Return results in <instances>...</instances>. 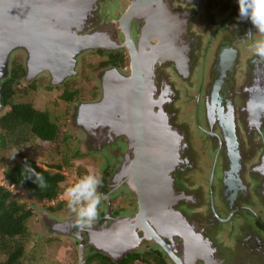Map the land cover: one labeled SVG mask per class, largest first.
Here are the masks:
<instances>
[{
  "label": "flooded vegetation",
  "instance_id": "flooded-vegetation-1",
  "mask_svg": "<svg viewBox=\"0 0 264 264\" xmlns=\"http://www.w3.org/2000/svg\"><path fill=\"white\" fill-rule=\"evenodd\" d=\"M89 1L88 12L92 17L86 32L90 34L103 31L104 39L102 41L100 39L101 42L96 41L100 46L96 49L76 47L84 50L77 58L73 76L68 75L57 85H54L49 72L41 73L36 78L30 77L29 53L24 49L15 51L10 60L9 77L14 64L22 65L25 69V76L20 80V84L18 83L17 89L31 92V97L36 95L39 89L47 94L62 92L54 102L49 101L53 108L58 107L60 98L65 101L63 94L73 87L75 84L73 82L79 79L83 81L87 74L92 77L88 85L89 90L95 94L93 98L80 99L79 103L77 98L65 101L68 113L65 112V116H59L52 107L46 108L45 111L49 112L52 121L59 127L62 117L68 119L67 122L70 123L68 130L77 129L81 133L76 137L80 138L78 139L80 142H86L85 146L89 149L91 158L97 163L99 161L107 163V169L103 173V175L109 173L106 186L103 182L104 177H101V185L98 188L102 194L99 216L89 228L78 225L74 213H71L70 217L58 218L46 211L45 213L49 214L48 219L40 222L46 241L44 245L48 248L55 240L63 239L66 246L68 240L70 245L73 244L71 248L73 260H70L69 264H80L81 246L87 264H173L170 255L154 240L149 239L144 225L136 224L137 221L134 219L139 213V201L125 185L130 183L128 172H123L120 176L123 164L127 158L129 159L128 153L134 147V139L130 135H125L120 127L116 129L113 125L121 132L114 133L111 124H102L103 119L96 115L94 109L88 107L82 111L86 104L94 105L103 98V89L115 81L114 76H129L132 73L131 53L126 34L123 29L112 27V24L119 22L135 0H97L96 7H93L94 0ZM165 3L169 9V16H172L170 4ZM112 4L118 8L111 10ZM176 7L177 11L181 12L180 18L183 21L191 14L196 16V20L202 18L200 20L202 25L206 18L212 21L208 22L206 27L208 24L214 26L213 34H210V40L207 41L203 53L206 58L199 65V74L202 78L206 77L205 71L210 65L208 81L200 83L197 94L190 95L187 91V94L182 96L181 105L187 108L184 104L186 99L192 104L197 102L195 113L199 119L201 104L203 107L205 126L199 127L204 137L198 141L199 146L192 136L194 141L192 145L198 147L201 153L196 151L190 160L196 173H199L197 176L207 182L205 184L210 195L206 199L203 193L197 190L196 185L185 186L188 180L178 173L181 171L178 168L185 162L181 158V162L174 168L176 172L172 173V178L167 177V184L168 188H171L169 192L171 198L178 202V211L186 217V219L183 217L182 221L187 224H164L160 227L162 234L156 232L182 260L186 250L197 252L194 254L195 264H264V169L261 163L264 161V58L253 52L245 59L238 47L239 43L246 42L249 50L252 49L253 40L259 38L258 33H255L256 29L249 19L239 18L238 0H181L180 3H176ZM145 10L152 11L153 8L145 7ZM154 13L159 14L158 10ZM221 18H224L223 21H218ZM228 21L233 22L232 29L235 28L236 31L231 33L232 35L223 33L221 40L217 42L219 44L212 45L213 37L218 35L219 28ZM148 24L149 19L145 17V12L135 17L130 28L133 43L137 44L140 41L142 30ZM250 31L254 33L253 36H248ZM196 32L193 27L192 33H189L190 38L185 33H176L175 48L179 51L178 57L171 59L173 61L166 60L155 65V67L158 65L159 73L155 74L154 84L149 88L150 95L159 98V108L165 111L168 118L172 117L171 109L177 114V109L173 106L177 92L179 99L175 104L181 99V91L176 81L189 86L194 73L193 68L197 64L196 57L198 54L203 55L199 53L202 49L197 46L201 34L197 35ZM151 44L158 47L148 48V52H161L168 59L170 56L173 57L167 56L173 49L170 43H163L160 46L157 41L152 40ZM212 46H216V50L210 54ZM88 53L90 58L85 59L88 69L83 73L82 60ZM148 56L150 57V54ZM116 61L119 63L113 64ZM94 65L100 66V69L92 72ZM147 65L148 62H144L145 68ZM172 76L177 80L174 81ZM168 105L169 108L166 110L165 107ZM0 108H2L0 119L7 116L9 122H12V105L9 107L3 105V97ZM123 114L122 121L125 123L128 117ZM82 115L90 116L86 123L82 120ZM74 118L76 126L72 124ZM24 132L27 137L29 131L25 129ZM8 136L11 144L15 143L16 138V145L18 144L20 136L12 131L8 132ZM35 142L38 143V140L35 139ZM185 147V144L180 146L182 149ZM185 174L184 172L183 175ZM118 196L125 199V202L120 203V207L117 202ZM223 206L226 211L223 210ZM238 218L245 222L247 227L245 232L239 228L240 224L244 223ZM185 225L192 234L188 241L183 239V232L187 228ZM229 232L241 234V237L234 241V250L229 245L226 246ZM102 238L110 244L114 256L100 247L103 246ZM233 252L234 254L230 256Z\"/></svg>",
  "mask_w": 264,
  "mask_h": 264
},
{
  "label": "water",
  "instance_id": "water-1",
  "mask_svg": "<svg viewBox=\"0 0 264 264\" xmlns=\"http://www.w3.org/2000/svg\"><path fill=\"white\" fill-rule=\"evenodd\" d=\"M96 1L94 0L93 7H96ZM89 2V0H0V105L2 83L9 78L10 60L15 51L24 49L29 53L30 77L36 78L41 73L49 72L54 85H57L68 75H74L77 58L84 50L76 47L86 49L100 47L96 41L104 39L103 31L90 34L86 32L92 17L88 12ZM165 2L170 4L172 16H169ZM180 2L181 0H135L119 22L112 24V27L123 29L126 34L131 53L132 73L129 76H114L115 81L104 87L103 98L94 105L86 104L82 111L88 107L94 109L96 115L103 119L102 124L109 123L116 129L120 127L125 135H130L134 139V147L128 153L129 159H126L120 172V176L123 172H128L127 178L130 183L125 185L139 201V213L134 220L137 221L136 224L144 225L149 239L154 240L170 255L173 264H195L194 254L197 252L186 250L182 260L157 234V232L162 234L160 227L164 224H187L182 221L184 216L177 209L178 202L171 198L167 177L172 178V173L176 172L174 168L181 162V158L185 161L181 165V171L185 170V175L190 177L196 173L190 160L194 153L191 130L187 127L188 129L183 131L176 122L170 120L171 117H166L165 111L159 108V98L151 96L149 89L154 84L155 74L159 73L158 65L156 67L155 65L166 60L173 61L171 59L178 57L179 51L175 48L176 33H185L187 37L192 33L196 16L190 14L187 20L183 21L180 18L181 12H178L176 7V3ZM78 6H81L79 10ZM145 7H152L153 10H145ZM157 10L159 14L154 13ZM141 12H145L149 24L142 30L140 41L135 44L131 41L130 28L135 17L140 16ZM152 40L157 41L160 46L163 43L173 45V49L167 55L173 57L170 56L168 59L161 52H148V48L158 47L152 46ZM146 61L148 65L145 68ZM178 99L177 92L173 106L176 107ZM170 103L172 104V101ZM169 105L165 107L166 110ZM123 113L128 117L125 123L122 121ZM170 114L175 116L176 112L171 109ZM89 118L90 116H83L82 120L86 123ZM130 125L131 129L128 128ZM115 128L113 127L114 133L120 132ZM183 144L186 147L182 149L180 146ZM261 163L264 169V161ZM183 236L184 241L192 237L188 227L185 228ZM101 242L103 246L100 247L114 256L110 244L104 238ZM79 256L80 264H87L83 246L79 250Z\"/></svg>",
  "mask_w": 264,
  "mask_h": 264
},
{
  "label": "trees",
  "instance_id": "trees-1",
  "mask_svg": "<svg viewBox=\"0 0 264 264\" xmlns=\"http://www.w3.org/2000/svg\"><path fill=\"white\" fill-rule=\"evenodd\" d=\"M115 63L119 62L116 61L113 64ZM99 69L100 66L94 65L92 72ZM24 76V67L14 64L10 77L2 85L3 105L6 107L12 105L13 120L9 122L7 116L0 119V129L3 132L6 131L7 134L12 131L20 136L18 144L26 147V149L37 146L38 150H52L58 155L60 150L58 146L62 142L59 135L60 127L52 121L48 111L38 110L32 101H26L31 97V92L27 93V91L17 89L18 83ZM85 78L83 80L89 83L92 77L87 74ZM86 89L83 86L77 90H66L63 99L72 101L75 98L79 100L93 98L95 94ZM25 129L29 131L27 137L24 132ZM35 139L38 140V143L35 142ZM6 140V137L1 134L0 147H6ZM76 157L83 158L84 155L77 152ZM25 165L30 167L26 168ZM73 166L69 158L65 156L60 162L56 160L48 162V168L44 169L38 165L36 160L29 158L22 151L5 166L1 172L2 179L0 181V264H22L26 262L29 248H31L28 246L33 238L29 224L33 222L34 204L35 207H38L50 203L44 207V210L52 215L66 216L63 211L67 208L66 202L55 203L59 196L63 195L65 188L69 186L63 170ZM36 174L43 177L47 187L43 189L38 187L35 182ZM85 174L80 169L79 177ZM108 174V172L104 174V186H106Z\"/></svg>",
  "mask_w": 264,
  "mask_h": 264
},
{
  "label": "rangeland",
  "instance_id": "rangeland-1",
  "mask_svg": "<svg viewBox=\"0 0 264 264\" xmlns=\"http://www.w3.org/2000/svg\"><path fill=\"white\" fill-rule=\"evenodd\" d=\"M227 1V0H225ZM126 5V4H125ZM118 8L117 5H110V9L114 10ZM123 10V8H122ZM225 18V17H224ZM224 18L218 19V21H223ZM202 18L200 19L197 18V20H195V22H193V27L194 29L197 31V35L201 34L199 37L201 38L199 43L197 42V46H199V49L201 48L202 50L199 51L200 54L204 53L205 50V46L207 44V41L210 40V34H213V25H207L206 24L212 23V21L210 20H206L205 18V22H204V26L202 25L201 21ZM233 22L228 21L225 25L221 26L218 30V35L216 34L213 37V42L212 45H216L217 42H219L221 40V35L223 33H227L232 35L231 33H234L236 31V29H232L233 27ZM206 28V29H205ZM202 29H204L203 31H201ZM258 37L260 38V35L258 34ZM218 39V40H217ZM236 41V40H235ZM219 44V43H217ZM239 50L242 51V55L243 57H245V59H247V57L251 54H253V50L247 47L246 42L245 43H239ZM213 49H210V54L213 52V50L216 48V46H212ZM216 50V49H215ZM202 52V53H201ZM89 53L84 55V60L83 61V65H82V72L84 73L85 71H87L88 67L86 65L87 61L85 60L86 58H90L89 57ZM209 56V54H208ZM206 56L200 55L198 54V57H196L197 59V64L194 66L193 68V77L192 79L189 81V86L182 84L181 82H177L176 78L172 76L173 80L176 81L178 89L181 91V99L179 100V102L176 104V107L174 106L175 109H177V114L175 116L172 115L171 120L176 122L180 129H184L187 130L188 128L191 129V136H193L195 138V142L196 144L199 146L198 141L201 140V138H203V134L200 132V127L199 126H205L204 123V113H203V107L202 104L200 106V110H201V118L199 119L195 113V109H196V105L197 102L195 103H190L188 101V99L185 100V105L187 108L182 107V96H184V94H187V91L189 92L190 95H192L193 93H198L199 87H200V83H204L208 81V77H209V71L210 69L209 66L206 68V77L202 78V76L199 74V65H201L202 61L205 60ZM75 83L73 85V87H71L68 90H72L75 89V87H77V89L81 88V87H86L87 91L89 89V83L85 82L84 80L82 81V79H79L77 82H73ZM20 84V83H19ZM176 89V87H175ZM185 91H184V90ZM62 92L55 93H46L44 92L42 89H39L36 93V95H32V97H29V99H26V101H32L34 106L38 109V110H46V108H50L52 107V109L59 115V116H65L66 114H68L66 112V105H65V101H63L61 98L59 99V104L58 107H54L53 105L49 103V101H55L56 98H59ZM183 93V95H182ZM80 102V100H78V103ZM48 105V106H47ZM188 109H189V113H188ZM66 112V114H65ZM75 113V112H74ZM203 113V114H202ZM196 117V118H195ZM198 119V121H197ZM68 119H66L65 117L61 118V124H60V129H59V135L62 138V142L60 143V145L58 146V148L60 149L58 152V155L56 152H52V150H38L37 146L34 148H29L26 149V147H22L21 145L17 144L16 145V139H15V143L11 144L9 140V136L6 133V131L3 132V130L0 129V135H4L6 137V144L7 147L3 148L2 146L0 147V181L2 179V174L1 172H3L5 166L7 164H9L12 159H15V156H17L20 151H22V153H26V155L37 161L38 165L44 169H47V163L51 162V161H62L63 157H68L70 162L74 165L71 168H65L63 170L64 174L67 176L68 179V183L69 185L75 183L80 177H79V172L80 169L82 170V172L88 174L89 172L96 174L100 179L101 177H104L103 173L105 172V170L107 169V163L103 164V162L99 161L98 163L93 160L91 158L90 155V151L88 148H86L85 144L86 142L82 141L80 142V138L76 137L81 135L80 132H78L77 129L72 130L71 128L68 130L69 124L67 122ZM74 122H75V118H74ZM72 123L73 126H76L77 123ZM188 127V128H187ZM76 137V138H75ZM64 138H66L65 140H63ZM79 139V140H78ZM33 141V140H32ZM32 144L34 145V142H32ZM37 149V150H35ZM47 149V147H46ZM194 154L196 153H201L198 149V147H195V145H193V149ZM80 153L82 155H84L83 158H77L76 154ZM197 156V155H195ZM202 156V154H201ZM202 166V164H201ZM203 167V166H202ZM180 169V168H178ZM99 171H101V173H99ZM185 172V170L183 171ZM182 171H179L178 173L180 175H183ZM187 172V171H186ZM99 174V175H98ZM197 174L199 173H194L193 176H186L183 175L186 180H188V184L185 183V186L188 187V185H190L192 187V185H196L197 190L200 193H203V195L205 196L206 199H208V189H207V182L205 181V179L203 178H199L197 176ZM206 183V184H205ZM117 202H119L118 207H120V203L122 204V202H125V199H123L121 196L117 197ZM221 200V199H219ZM61 202H66L64 196H60L59 200H56L55 204H59ZM223 203V202H222ZM47 205H50V203L48 204H42L38 207H35V204L33 205V210H34V218H33V222L31 224H29V228H30V233L33 235V238L30 240V244L28 247L29 248V254L27 256L26 262L22 263V264H69L73 258H72V245H70L69 241L66 240V246H65V241L61 240H55V242L53 243V245L51 247L46 248V246L44 245V234L42 233V227H41V220L44 222L45 220H47L49 214L45 213L46 210H44V207H47ZM67 209V208H66ZM66 209H63L64 213L66 214L67 217H70L72 214V212L66 211ZM223 210L226 211V208L223 206ZM45 213V214H44ZM63 214V213H62ZM58 218H65V215H55ZM240 220V218H238ZM241 221V220H240ZM243 222V221H241ZM244 224H240L239 228L241 230H243L245 232V230L247 229L245 222H243ZM238 226V225H237ZM229 226H227L228 228ZM240 232V231H239ZM238 237H241V234H238V232L236 234H232L231 232H229V236L227 239L228 244L226 246L229 245V247H231L234 250V241L236 239H238ZM47 238V237H46ZM53 239H55L53 237ZM61 242V243H60ZM57 243V244H56ZM234 254L231 253L230 256H232ZM71 260V261H70Z\"/></svg>",
  "mask_w": 264,
  "mask_h": 264
},
{
  "label": "clouds",
  "instance_id": "clouds-1",
  "mask_svg": "<svg viewBox=\"0 0 264 264\" xmlns=\"http://www.w3.org/2000/svg\"><path fill=\"white\" fill-rule=\"evenodd\" d=\"M238 4L239 18L249 19L256 29L255 33L260 35V38L253 40L251 48L258 57L264 58V0H238ZM253 34L250 31L248 36ZM35 182L41 189L47 187V183L39 174H36ZM100 185L101 179L89 172L64 190L67 208L75 214L76 223L81 227L90 228L98 219L102 201V194L98 191Z\"/></svg>",
  "mask_w": 264,
  "mask_h": 264
},
{
  "label": "built area",
  "instance_id": "built-area-1",
  "mask_svg": "<svg viewBox=\"0 0 264 264\" xmlns=\"http://www.w3.org/2000/svg\"><path fill=\"white\" fill-rule=\"evenodd\" d=\"M61 196H63V195H61ZM59 198H60V196H59ZM59 198L57 199V201L59 200Z\"/></svg>",
  "mask_w": 264,
  "mask_h": 264
}]
</instances>
